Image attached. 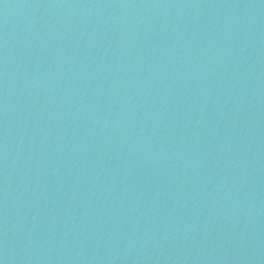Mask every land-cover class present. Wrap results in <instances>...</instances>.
<instances>
[{"label":"water","instance_id":"1","mask_svg":"<svg viewBox=\"0 0 264 264\" xmlns=\"http://www.w3.org/2000/svg\"><path fill=\"white\" fill-rule=\"evenodd\" d=\"M0 264H264V0H0Z\"/></svg>","mask_w":264,"mask_h":264}]
</instances>
